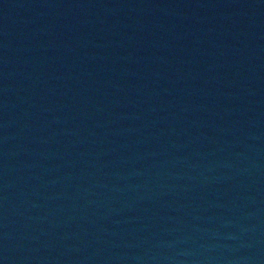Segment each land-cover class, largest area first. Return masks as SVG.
<instances>
[{
	"label": "water",
	"instance_id": "1",
	"mask_svg": "<svg viewBox=\"0 0 264 264\" xmlns=\"http://www.w3.org/2000/svg\"><path fill=\"white\" fill-rule=\"evenodd\" d=\"M0 264H264V0H0Z\"/></svg>",
	"mask_w": 264,
	"mask_h": 264
}]
</instances>
